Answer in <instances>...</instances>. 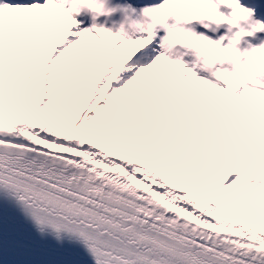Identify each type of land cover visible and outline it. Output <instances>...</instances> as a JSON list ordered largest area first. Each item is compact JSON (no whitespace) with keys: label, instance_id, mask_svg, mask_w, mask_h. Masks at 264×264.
<instances>
[{"label":"snow or ice","instance_id":"6c2138e0","mask_svg":"<svg viewBox=\"0 0 264 264\" xmlns=\"http://www.w3.org/2000/svg\"><path fill=\"white\" fill-rule=\"evenodd\" d=\"M117 12L116 31L97 24ZM253 15L0 0V186L94 264H264V66L242 67L264 41L238 47L264 32Z\"/></svg>","mask_w":264,"mask_h":264},{"label":"bare ground","instance_id":"6f19581e","mask_svg":"<svg viewBox=\"0 0 264 264\" xmlns=\"http://www.w3.org/2000/svg\"><path fill=\"white\" fill-rule=\"evenodd\" d=\"M160 0H142L140 2V0H109V3L111 5H125V4H131L132 7H134L135 9L139 10L142 7H144L147 4H154V3H159ZM246 7H250L248 4H244ZM76 18L78 20H84L86 23L82 26H89V23L87 22V18H88V11L85 9H81L79 15L76 16ZM253 20H256L254 18V16L252 17ZM97 24H103L104 27L106 28H110L113 31H116L117 28L119 27V24L121 22V14L119 12L113 14L112 16L109 17H98L97 18ZM210 26L212 28L216 27L214 26V24H210ZM216 29L219 30V32L221 33V35H224V31H225V27L224 26H220V27H216ZM261 33V32H259ZM259 33H256L254 36H252V40L251 41H246L247 43L252 44L253 46L258 45L261 41H264V39H262L261 37L258 36ZM264 33V32H262ZM160 35H163V33L161 32ZM226 42V41H225ZM247 43L242 44V48L247 46ZM59 50V49H58ZM55 55V53L53 54ZM99 86V85H98ZM46 102V100H45ZM102 103V102H101ZM89 116L94 115V113L89 112L88 113Z\"/></svg>","mask_w":264,"mask_h":264},{"label":"clouds","instance_id":"9594fccd","mask_svg":"<svg viewBox=\"0 0 264 264\" xmlns=\"http://www.w3.org/2000/svg\"><path fill=\"white\" fill-rule=\"evenodd\" d=\"M169 23H171V22L169 21ZM214 26H216V25H214ZM222 26L225 27L224 36H226L228 38H232L233 34L238 31L237 28H232L231 31H229V26L228 25H222ZM216 27H214V28H216ZM240 27L247 30L249 26H248V24L244 23L243 21H240ZM179 38L180 37L178 35L176 37H174V39H179ZM244 43H245V39L244 38H239L238 47H239V49L241 51H243L246 48V47H243V48L241 47V45L244 44ZM260 66H264V50L252 53L248 64L244 65L242 67H243L244 70H247V69H250V68L260 67Z\"/></svg>","mask_w":264,"mask_h":264}]
</instances>
